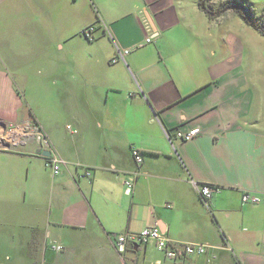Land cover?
I'll return each instance as SVG.
<instances>
[{
	"label": "crops",
	"instance_id": "crops-1",
	"mask_svg": "<svg viewBox=\"0 0 264 264\" xmlns=\"http://www.w3.org/2000/svg\"><path fill=\"white\" fill-rule=\"evenodd\" d=\"M83 1L0 0V264H264V84L237 53L212 51L196 2ZM117 47L130 52L111 63ZM32 123L65 160L60 174L32 136L15 141L12 128ZM148 225L207 250L173 261L153 242L115 249L112 234Z\"/></svg>",
	"mask_w": 264,
	"mask_h": 264
},
{
	"label": "built area",
	"instance_id": "built-area-1",
	"mask_svg": "<svg viewBox=\"0 0 264 264\" xmlns=\"http://www.w3.org/2000/svg\"><path fill=\"white\" fill-rule=\"evenodd\" d=\"M87 28V27H86ZM84 29L81 33L87 39H93L94 26ZM146 42H150V38L146 39ZM116 56H114L110 61L111 63L116 62L118 59L124 61L123 56L130 52L129 49H119L117 47ZM70 129V126H67ZM13 132L15 133V141L21 142L23 137L32 136V138L39 145L40 149L45 152L48 151L49 154L43 157L44 164L50 169L53 175H58L61 173L62 166L65 165V160L59 155V153L52 147L46 134L41 130L38 124H29L27 126L13 127ZM200 133L199 127H194L187 131L175 130L172 136L180 140H190L194 136ZM168 138L172 136L168 133ZM131 156L137 166H139L143 157L137 148L131 149ZM89 168H85L84 174L86 176L90 175ZM139 170L135 169L133 172L128 174L123 179L124 193L129 195L132 192L133 184L135 178L138 176ZM198 193L202 200L206 202L211 196L213 190L212 186L209 184H202L198 189ZM241 201L247 204H257L261 201V198L256 194L244 192L241 196ZM113 245L119 253L126 251L128 246H132L137 243H148L153 242L155 249L160 252L164 258L176 261L178 259L191 256V255H202L205 254L207 250V245L203 243H175L172 242L169 237L163 234L160 229L155 225H148L144 227L139 232H126V233H116L111 235ZM57 250H61L62 246H55Z\"/></svg>",
	"mask_w": 264,
	"mask_h": 264
},
{
	"label": "rangeland",
	"instance_id": "rangeland-1",
	"mask_svg": "<svg viewBox=\"0 0 264 264\" xmlns=\"http://www.w3.org/2000/svg\"><path fill=\"white\" fill-rule=\"evenodd\" d=\"M186 5L192 6L195 4L196 0H185ZM249 3L256 9H261L264 6V0H248ZM91 3H94L93 0L82 2V7L88 8L90 10ZM95 8L96 7V4ZM93 12V21L95 20V9H91ZM193 20H195L199 25H197V32L199 28L202 30L201 36H203V30L207 33H210L212 40L210 47L213 52L217 54L220 53H237L239 55V60L241 67L246 75V77H254L258 79L259 84H264V38L256 33L253 29L245 25L242 20L234 15L231 12H227L220 20L209 21L202 12L196 9V15ZM233 34L238 37V46L235 49L234 42L230 41L227 45L221 38H226L228 35ZM196 36H199L198 34ZM191 38V34H189ZM236 44V43H235ZM227 49H226V48ZM196 53H198V47H196ZM37 154L43 159L45 156L43 151L40 149L37 144ZM44 161V160H43Z\"/></svg>",
	"mask_w": 264,
	"mask_h": 264
},
{
	"label": "trees",
	"instance_id": "trees-1",
	"mask_svg": "<svg viewBox=\"0 0 264 264\" xmlns=\"http://www.w3.org/2000/svg\"><path fill=\"white\" fill-rule=\"evenodd\" d=\"M196 6L210 20L231 12L264 38V6L256 9L248 0H196ZM98 20L97 16L96 21L89 27L98 23Z\"/></svg>",
	"mask_w": 264,
	"mask_h": 264
},
{
	"label": "water",
	"instance_id": "water-1",
	"mask_svg": "<svg viewBox=\"0 0 264 264\" xmlns=\"http://www.w3.org/2000/svg\"><path fill=\"white\" fill-rule=\"evenodd\" d=\"M141 93V92H140ZM142 94V93H141ZM43 154L44 155H48L49 154V152L48 151H45V152H43Z\"/></svg>",
	"mask_w": 264,
	"mask_h": 264
}]
</instances>
